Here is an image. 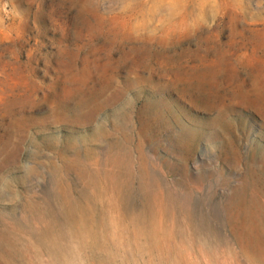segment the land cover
Listing matches in <instances>:
<instances>
[{"label":"rangeland","instance_id":"obj_1","mask_svg":"<svg viewBox=\"0 0 264 264\" xmlns=\"http://www.w3.org/2000/svg\"><path fill=\"white\" fill-rule=\"evenodd\" d=\"M0 264H264V0H0Z\"/></svg>","mask_w":264,"mask_h":264},{"label":"bare ground","instance_id":"obj_2","mask_svg":"<svg viewBox=\"0 0 264 264\" xmlns=\"http://www.w3.org/2000/svg\"><path fill=\"white\" fill-rule=\"evenodd\" d=\"M119 212V211H118ZM112 218V217H111Z\"/></svg>","mask_w":264,"mask_h":264}]
</instances>
